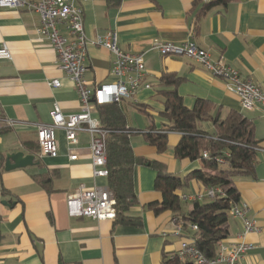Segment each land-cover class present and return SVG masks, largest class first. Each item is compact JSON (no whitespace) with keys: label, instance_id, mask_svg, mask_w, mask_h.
<instances>
[{"label":"crops","instance_id":"1","mask_svg":"<svg viewBox=\"0 0 264 264\" xmlns=\"http://www.w3.org/2000/svg\"><path fill=\"white\" fill-rule=\"evenodd\" d=\"M212 1L80 0L79 5L89 42L115 31L122 51L143 55L146 81L152 89H141L133 100L118 104L128 128L146 132L169 125L159 93L160 78L165 74L181 79L177 93L186 108L204 100L212 116L224 119L234 112L251 121L259 147L254 172L235 177L233 185L239 194L238 206L246 207L259 232L244 234L242 223L229 218V235L223 243L250 246L239 264H264V108L242 110L222 80L186 56L163 57L155 49L163 43L192 42L264 92V0H227L203 10ZM39 24L40 17L34 12L0 9V47L5 45L11 55L10 60H0V264H162L164 256L176 255L181 241L192 239L194 233L187 226L177 233L171 212L155 214L147 207L162 202V195L154 189L155 172L147 164L133 170L137 203L128 212L129 217L140 219L141 226H123L68 216L67 197L79 186L108 189L107 177L92 175L86 132H79L77 143L69 145L64 132L56 130V158H40L39 149L31 154L25 146L37 143L36 126L51 123L55 104L64 116L81 111L77 92L59 70L55 52L36 33ZM113 61L108 50L88 45L85 80L90 88L113 81L109 74ZM53 80L59 81L58 88L51 87ZM200 128L214 132L211 122L201 123ZM180 138L178 133H169L164 153L150 146L142 133L133 134L130 144L137 157L162 164L169 174L184 178L202 170L203 165L174 156ZM17 152L33 155L39 164L6 172L5 157ZM70 155L77 159L70 161ZM43 173H54L50 193L33 180ZM205 190L200 182L190 180L175 193L183 214L195 203L183 198Z\"/></svg>","mask_w":264,"mask_h":264},{"label":"built area","instance_id":"2","mask_svg":"<svg viewBox=\"0 0 264 264\" xmlns=\"http://www.w3.org/2000/svg\"><path fill=\"white\" fill-rule=\"evenodd\" d=\"M80 0H0V9L27 10L40 17V24L36 29L39 38L48 42L57 56L58 68L64 72L72 82L81 106L76 115L64 116L60 107L55 104L50 112L51 123L36 126V140L39 157L56 158L58 154L55 131L64 132L65 140L69 145L77 143V134L86 132L89 135V152L92 162L94 178L107 177L106 170V139L108 131L103 129L100 120L96 117L95 106L119 104L121 101H131L141 90H151L147 83L148 75L143 55L130 54L122 51L118 46V36L115 31H108L93 41H88L83 29V8ZM87 2L88 0H81ZM102 47L114 57L109 74L113 81L108 84L90 88L85 80L87 72L88 45ZM156 51L165 56H186L202 66L211 76L223 81L225 89L234 94L242 110L256 111L264 108V92L250 80L244 79L239 72L227 66L222 59L212 60L207 52L192 42L181 45L163 43L156 46ZM11 55L5 45L0 47V60H10ZM51 87L58 88L60 83L53 80ZM12 124L8 123V126ZM259 150V149H258ZM257 150V151H258ZM226 157L229 155L224 154ZM208 154L202 155L207 159ZM77 157L70 155L69 160ZM218 165L224 164V159H213ZM224 197L218 188H208L202 194L184 197L190 202H203ZM116 203L112 195L106 190L86 189L79 186L66 200L68 216L71 218H89L96 221H114L116 219ZM229 218L237 219L242 223L243 233H258L259 228L255 220L248 216L245 206L234 205L228 211ZM175 222V221H174ZM177 233L183 232V224L176 223ZM188 229L195 233L197 227L188 225ZM250 249L244 243L217 246L214 258H207L194 246L192 239H183L177 255L182 261L192 264H239L242 257Z\"/></svg>","mask_w":264,"mask_h":264},{"label":"trees","instance_id":"3","mask_svg":"<svg viewBox=\"0 0 264 264\" xmlns=\"http://www.w3.org/2000/svg\"><path fill=\"white\" fill-rule=\"evenodd\" d=\"M226 1L213 0L205 4L203 10H210ZM180 82L179 77L171 74L162 75L160 78L159 93L164 99L162 114L169 121V125L158 130L151 128L142 132L128 128L118 104L95 106L101 126L109 132L106 139L107 191L116 203L115 224L141 226L140 219L129 217L128 212L137 203L133 188V170L147 164L155 172L154 189L162 195L161 203H151L147 207L155 214L171 212L174 221L184 227L196 226L197 232L192 237L195 248L205 257L214 258L218 244L223 243L229 235L228 211L239 202L233 179L253 175L259 147L254 140L253 124L241 115L232 112L224 119L212 116L210 105L204 100H197L191 109L186 108L177 93ZM203 122H211L214 132L202 130L200 124ZM136 133H142L147 143L159 153L167 150L169 133L180 134L174 156L190 162L200 161L203 169L180 178L169 174L162 164L137 157L130 144V137ZM25 146L31 154L38 152L37 143H25ZM205 152L208 154L207 159L202 158ZM225 153L229 156L226 157ZM216 157L223 158L224 164L218 165L214 162ZM1 159L0 157V161ZM53 178L54 173L33 176V180L47 193L52 192ZM190 180L200 182L205 189H221L224 197L202 203L195 202L192 210L183 214L180 200L175 193ZM162 264L192 263L180 260L176 254L164 256Z\"/></svg>","mask_w":264,"mask_h":264},{"label":"water","instance_id":"4","mask_svg":"<svg viewBox=\"0 0 264 264\" xmlns=\"http://www.w3.org/2000/svg\"><path fill=\"white\" fill-rule=\"evenodd\" d=\"M36 165H38V163L35 162V157L33 155H25L23 152H17L5 157L4 170L9 172ZM3 204L7 205V202H3Z\"/></svg>","mask_w":264,"mask_h":264}]
</instances>
